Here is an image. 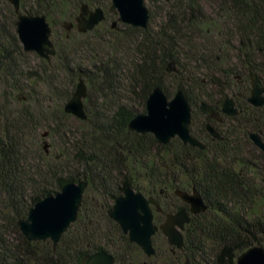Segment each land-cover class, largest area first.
<instances>
[{
    "label": "trees",
    "instance_id": "obj_1",
    "mask_svg": "<svg viewBox=\"0 0 264 264\" xmlns=\"http://www.w3.org/2000/svg\"><path fill=\"white\" fill-rule=\"evenodd\" d=\"M78 1L79 12L83 3H92L91 0ZM180 2L183 8L178 6L174 11L180 12L182 18L174 22L175 18L171 20L173 16L169 13V23L157 36L150 37V26L143 29L128 25L133 27L130 29L142 34L147 47L134 87L138 88V95L144 105L157 86L162 87L169 96L165 82H172L171 79L176 81L172 77L178 78L177 89L184 90L192 106L193 123L190 130L206 144V148L185 144L178 137L167 144H161L152 133L139 134L132 131L129 122L138 113L129 104L118 103L120 99L117 100L116 95L112 99L118 73L114 70L116 62L111 58L99 62L88 75L91 89L99 90L100 96L97 97L94 110L85 107L87 119L81 120L62 107L48 112L46 117L53 121V125L49 132H45L47 136L55 130L63 132L67 138L60 145L62 149L59 155L52 158L50 154L44 159H48L44 163L46 170L38 167L32 172L26 161L25 142L28 130L36 123L32 117L34 112L25 107L14 118L6 110H1L0 264H81L86 254L101 250L112 253L117 264H151L149 258L157 255V249L154 256H146L108 215V209L115 199L128 187L142 191L147 196H158L162 190L161 199L164 200L174 188L188 189L196 186L209 204L206 212L192 216L186 225L183 232L184 250L173 247L177 256L172 264H181L183 260L185 263L188 261V264H237L240 253L255 245L264 246V153L249 136L251 132L264 131V106L255 107L248 103L242 92L245 102H241L242 99L238 102L242 111L227 120L228 127L224 132L220 131L223 132V140L206 139L205 127L209 111L218 110L221 101L217 106L208 102L195 104L194 89L180 79L183 76L191 78L193 70L182 65L178 54L183 53L184 59L195 63L208 60H198L184 54L183 50H179V39L175 36L181 28L184 33L190 31V34H207L212 31L216 33L219 46L230 44L237 52L235 59L245 72L246 81H251V71L261 78L260 74L264 71V0H215L217 8L212 15L203 13L200 0ZM61 5L60 0H49L44 7L28 9L21 3V8L28 14L50 17L51 10L59 11ZM15 13L12 15H17ZM2 22L0 17L1 75L12 80L17 76L15 50L23 55L33 53L43 65L42 72L46 73V67L51 68L55 64L57 70L70 76L74 89L77 85L76 74L72 72L81 64L59 42L57 53L49 63L35 52H26L23 46L14 49L12 43L10 46L5 45L3 41L7 26ZM188 40L187 45L191 49L195 44L191 36ZM207 42L210 44L212 41L209 39ZM175 63L178 71H169V66ZM215 64L219 65V62L216 60ZM209 66L207 64V68ZM221 67L214 71L227 79L238 73L235 68ZM34 73L29 75L35 78L37 73ZM19 82L12 84V88L18 92L22 90ZM213 83L222 86L216 77H213ZM226 89L221 90L223 94ZM111 99L112 102L117 100L114 105ZM87 101H90V96L86 98ZM194 107L199 111L196 112ZM68 118L74 120L73 126H67L65 121ZM196 119H201V122H196ZM242 139L257 153L244 150ZM82 179L89 181L86 190L98 192L97 198L90 205L86 201L85 190L77 220L62 235L56 247L50 239H27L18 221L26 218L39 200L56 194L68 182ZM143 180H147V185ZM173 196L176 197L174 193ZM182 207L179 205L176 209ZM163 208L174 212L167 205H163ZM100 219L112 224L113 230L103 228Z\"/></svg>",
    "mask_w": 264,
    "mask_h": 264
},
{
    "label": "rangeland",
    "instance_id": "obj_2",
    "mask_svg": "<svg viewBox=\"0 0 264 264\" xmlns=\"http://www.w3.org/2000/svg\"><path fill=\"white\" fill-rule=\"evenodd\" d=\"M180 1L183 0H145L146 6L150 12L149 26L151 38L157 36L158 32L169 23V13H172L173 16L171 20L175 18L174 22L182 18L180 12L176 13V11H174L175 7L181 6L183 8V4ZM48 2L49 0H21L23 6L28 9L36 8V6L38 8L44 7ZM60 2L62 5L59 11L51 10L50 17L47 16L53 31L51 38L57 45V48L59 42L60 46H63L69 55L73 58L75 57V61H79L81 64L78 69L75 67L72 73L76 74L75 85L80 78H84L88 86L90 101L86 102L85 99V107L94 110L96 108L97 97L100 96L99 90L95 88L91 89L92 87L88 81V75L99 62L107 61L108 58H111L116 62L114 70L118 73L112 99L115 95L117 96V100L120 99V101L114 99L113 102L111 99L112 105H114L116 101L118 103H127L136 113L145 114L146 103L144 105L142 104L138 95V88L134 87L135 78L138 77L139 65L141 60L146 57L145 52L147 47L146 43L143 41L142 34L139 31L130 29L133 27L121 23L113 28L112 22L116 19V16L109 11L111 5L110 0H91L92 3H89L92 8L102 7L107 15V20L99 25L96 30L81 34L74 28L72 31L67 32L64 28V24L75 22V17L79 13L80 4L78 0H60ZM215 3V0H200L199 4L204 14L212 15L217 8ZM21 10L26 13L23 8H21ZM14 11V7L9 1L0 0L1 22L3 21L2 23L7 26L5 41L3 42L7 46H10V43H12V48L20 49L22 48V44L19 41L16 30L17 15H12ZM189 32L190 31L186 30L185 33H187V35H185L181 28V30L176 33L175 36H177V40L179 39V50H183L184 54H189V57L193 56V58L198 60L202 58L208 60L206 62L200 61L199 63H195L191 60L184 59L183 53L178 54V58L180 57L183 63L182 65L193 70L192 79L184 76L180 79L183 80L185 84H190L192 90L194 89L193 97L196 98L195 104L199 105L203 102H208L217 106L221 98L224 99L226 95L232 96L233 94H240L242 92L246 95L247 99L250 95L251 81H246V74L240 69V64L235 59V54H237V52L233 50L231 45L219 46L220 43L216 41V33L212 31L207 34L203 32H199V34H190ZM189 36L192 37L193 43L195 44L191 49L187 45ZM16 39L18 41H16ZM209 39L212 41L210 44L207 42ZM212 43H214L213 45H219L213 46L211 45ZM15 57L17 58V76L12 80L0 74V111L6 110L8 114L14 118L19 116L25 107H29L31 112H34L32 117L35 119L36 123L28 130L25 142L27 149L26 161L32 172L38 167L46 170L44 163L46 164L48 159H46V161L44 159L50 154L52 158L59 155L60 149H62L60 145H62L65 138H67L63 132L61 133L55 130L53 133H50L49 136L43 137V133L49 132L50 127L53 125V121L49 120L46 116H48V112L51 110H56L61 107L64 108L65 104L71 99L75 92L76 86L73 89V81L70 79V76L57 70L55 64L52 65L51 68L46 67V73L42 72L41 67L43 65L41 61H39V58L33 53L23 55L15 50ZM216 60L219 62V65L215 64ZM168 63L170 64L171 62L169 61ZM207 64H210L208 68ZM221 66L223 68H235L238 73L233 75V77H231L232 79L228 78V80L226 77H222L218 72L214 71L217 67ZM169 69L171 72H177V63L170 65ZM31 72H36L37 76L32 78L31 75H29ZM260 76L262 86L264 87V71L261 72ZM213 77H216V81L221 82L222 86L214 84ZM172 78L176 79V81L171 79L172 82H165V86L169 90V98H172L178 90L177 82L179 79L176 77ZM18 82L22 87L20 92L12 88V84H18ZM225 88L227 89L223 94L221 90ZM199 95L200 98H198ZM206 96L208 99H206ZM241 102H245V100L242 99ZM194 108L196 112L199 111L197 107ZM197 115L198 114H196V116ZM200 120L201 119H196V122H201ZM65 122L67 126H73L75 123L74 120L69 118ZM225 129L226 127L221 128L223 132ZM45 143L49 146L47 149L44 147ZM242 146L247 152L252 154L257 153L244 139H242ZM49 159L52 160L51 157H49ZM143 183L147 185V180H143ZM97 193L93 189L86 190L87 203L89 202L90 205H93L92 201L97 198ZM161 202L163 205L173 208L174 212L178 210L176 209L177 206L182 204L181 200L173 196V192L166 195L164 200L161 199ZM101 221L103 228L106 227L107 230H113L112 224H108L103 220ZM154 243L157 249V255L151 258L150 263L171 264V262L175 260L177 252L168 244L166 237L158 233ZM184 263L185 260L181 262V264Z\"/></svg>",
    "mask_w": 264,
    "mask_h": 264
},
{
    "label": "water",
    "instance_id": "obj_3",
    "mask_svg": "<svg viewBox=\"0 0 264 264\" xmlns=\"http://www.w3.org/2000/svg\"><path fill=\"white\" fill-rule=\"evenodd\" d=\"M9 1L17 14L16 30L19 41L26 52H35L38 56L50 60L57 52L51 39L52 28L46 15L28 14L21 11V0ZM109 10L118 15L117 22L133 27L148 29L150 12L145 0H110ZM105 19V10L96 7L90 10L88 3H83L75 18L79 32L87 33L95 29ZM74 22L64 24V28L71 31ZM170 71V69H168ZM251 90L248 102L255 107L264 106V87L257 73L250 72ZM88 96V86L84 78H80L71 99L65 104L64 110L73 116L85 120L87 112L85 99ZM222 112L229 116L239 114L234 100L226 96L222 101ZM192 122V108L182 89L169 98L160 86L155 87L146 101V113L137 114L129 122V128L137 133H152L161 144H167L178 137L185 144L205 149L206 145L195 138L190 131ZM208 131L217 139L223 137L208 123ZM47 136V133L44 134ZM253 143L264 153V132L254 131L249 134ZM44 147L47 149L48 144ZM89 185L87 179L78 182H68L56 194L49 195L36 202L29 210L26 218L18 221L20 230L29 240H47L53 242L54 247L62 235L74 223L79 215L85 190ZM175 195L188 203V208H181L176 212L166 213L164 222L160 225L154 221V205L162 211L159 201L147 197L143 192L128 187L124 193L115 199L108 215L119 224L122 231L129 236L132 243L137 244L146 256L156 254L153 237L162 232L170 246L177 250H184V236L186 224L191 220L190 214L198 215L209 209L202 194L194 186L191 191L176 188ZM114 255L106 250L86 254L81 264H115ZM237 264H264V246H252L237 257Z\"/></svg>",
    "mask_w": 264,
    "mask_h": 264
},
{
    "label": "flooded vegetation",
    "instance_id": "obj_4",
    "mask_svg": "<svg viewBox=\"0 0 264 264\" xmlns=\"http://www.w3.org/2000/svg\"><path fill=\"white\" fill-rule=\"evenodd\" d=\"M89 8H90V10H94L95 8H92L90 5H89ZM110 11V10H109ZM111 12V11H110ZM79 14V13H78ZM112 14H114L115 16H116V19L112 22V25H113V23L115 22V21H117V19H118V15L116 14V13H114V12H112ZM76 18V17H75ZM105 20H107V15H106V13H105V19L102 21V22H104ZM101 22V23H102ZM100 23V24H101ZM119 23H121V22H117V24H116V26L119 24ZM74 27L72 28V30L74 29V28H76L77 29V27H76V22H74ZM99 24V25H100ZM121 24H124V23H121ZM98 25V26H99ZM66 30V29H65ZM71 30V31H72ZM78 30V29H77ZM53 32V31H52ZM67 32H70V31H68L67 30ZM79 32V31H78ZM81 33V32H80ZM52 39V38H51ZM53 41V40H52ZM54 42V41H53ZM54 44H55V42H54ZM55 46H56V50H57V45L55 44ZM57 53V52H56ZM37 54V53H36ZM38 55V54H37ZM56 55V54H55ZM54 55V56H55ZM54 56H52L51 57V59L50 60H47V59H45V58H42V57H40V58H42V59H45L47 62H51L52 61V58L54 57ZM227 96V95H226ZM225 96V97H226ZM228 96H230V95H228ZM233 100H234V103H235V106H236V108H238V110H239V114H240V112L242 111L240 108H239V105H238V102H239V100L240 99H242L243 98V94L242 93H240V94H233L232 96H230ZM224 99H222L221 100V102H220V108L218 109V110H210L209 111V117H208V120L207 119H205V120H207V123H206V133H205V138L206 139H208V140H210V141H221V140H219V139H217V138H215L209 131H208V129H207V124L208 123H210L213 127H214V129L223 137V132H220V131H222L221 130V128H224V127H228V125H227V120L229 119V118H231V117H234V116H238V115H234V116H229V115H226V114H224L223 112H222V101H223ZM247 100V102H248V98L246 99ZM249 103V102H248ZM191 108H192V106H191ZM192 118H193V113H192ZM192 123L193 122H191V125H190V129H191V127H192ZM194 128V127H193ZM218 129H220V130H218ZM191 131V134L195 137V138H197L193 133H192V130H190ZM262 131V130H261ZM262 132H264V131H262ZM139 134H141V133H139ZM176 138V137H175ZM224 138V137H223ZM198 140H200L199 138H197ZM181 140V139H180ZM223 140V139H222ZM182 141V140H181ZM201 141V140H200ZM183 142V141H182ZM202 142V141H201ZM184 143V142H183ZM205 144V143H204ZM206 145V144H205ZM194 186H192L191 188H188V189H181V188H179V189H181V190H184V191H191L192 190V188H193ZM196 187V186H195ZM197 188V187H196ZM175 189L176 188H174V191H175ZM198 190V189H197ZM174 191H173V193H174ZM199 191V190H198ZM200 192V191H199ZM162 193H163V191L162 190H160L159 191V195L158 196H156V195H146L147 197H149V196H153V197H155L158 201H159V203H160V205H161V207H162V211H158L157 210V208L154 206V205H152V208H153V211H154V221H155V223L156 224H158V225H160L162 222H164V220H165V218H166V213H168V211H166V210H164V208H163V204H162V202H161V195H162ZM174 195H175V193H174ZM176 196V195H175ZM203 196V195H202ZM179 200H181L178 196H176ZM205 199V198H204ZM182 201V208H188V206H189V204L188 203H186V202H184L183 200H181ZM206 201V200H205ZM207 203V202H206ZM208 204V203H207ZM209 205V204H208ZM181 209V208H180ZM179 210V209H178ZM176 212V211H175ZM201 214V213H200ZM190 216L192 217V216H194L193 214H190ZM191 221V220H190ZM190 223V222H189ZM187 225V224H186ZM186 228V227H185ZM184 232V231H183ZM157 234V233H156ZM150 259L151 258H149V261L148 262H151L150 261ZM115 264H117V262L115 263ZM172 264V263H171ZM185 264H188V261L185 263Z\"/></svg>",
    "mask_w": 264,
    "mask_h": 264
}]
</instances>
